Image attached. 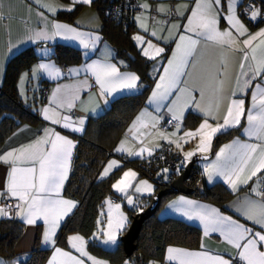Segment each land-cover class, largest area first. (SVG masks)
Instances as JSON below:
<instances>
[{
    "label": "snow or ice",
    "instance_id": "1",
    "mask_svg": "<svg viewBox=\"0 0 264 264\" xmlns=\"http://www.w3.org/2000/svg\"><path fill=\"white\" fill-rule=\"evenodd\" d=\"M261 2L264 4V0ZM34 3L48 13L54 14L60 9L59 5L44 2V0H34ZM92 3L93 0H72V5L66 10L72 11L78 4L91 5ZM223 3L227 5V14L222 11ZM223 3L222 0H196L195 6L187 18V24L184 25V32L179 33L175 49L168 59L167 65L163 66V74L159 76V80L155 84L149 104L155 105L157 112L161 108H166L172 114L168 123L175 122L178 131L181 127L180 122L184 115V109L190 104L199 109L205 119L195 131H185L180 139L198 137L199 143L196 151L201 153L209 151L212 140L218 133L230 127L240 126L242 118L246 119L247 127L244 128V132L249 138L254 137L258 143L234 139L231 143L223 145L215 154L216 160L205 165V172L209 181L215 175L222 176L233 192L238 191L241 185H249L250 181L253 182L250 194L235 202V210L247 221L258 226L259 230L248 227L231 216L224 215L218 208L179 197L178 201H174L172 205L177 212L183 213L190 219H199L204 225L205 236L210 232H219L227 244L236 250L230 258H225V254L219 252L213 254L205 249L203 244H201V250L198 251L169 246L166 250V260L169 262L178 261L179 264H264V179L253 180L258 176L264 177V40L253 45L258 37H264V28H260L254 34L250 33L237 15L240 0H223ZM141 7L147 9L149 5L145 3ZM158 11L164 12L165 8L160 6ZM177 11H179V6ZM244 14L250 21H257L258 18H264V8H257L255 4H249ZM37 15L41 18L44 26L34 30L32 36L29 37L30 40L47 41L60 37L78 41L85 49L95 48L96 43L100 40V37L94 33L80 31L77 27L57 22L54 19L48 21L44 11H38ZM4 18L6 17L0 13V19ZM139 19L140 17H137V20ZM220 19H224L228 24V28L222 31L218 27ZM49 23L51 31H49ZM140 27L145 31L148 30L146 24L142 23ZM172 27L178 28L179 26L173 25ZM169 32L171 36V30ZM151 35L156 37L157 32L153 30ZM170 36L162 37V39H169ZM245 36L247 38L241 40ZM133 39L141 46L142 55L149 59L154 60L165 52V48L158 47L151 40L146 41L140 35H135ZM202 41L212 42L223 49L238 51L240 53V72L237 75V90L241 94L251 90V106L249 108H245L244 99H231L223 115V123L215 125L210 123L208 118L212 117L213 107L219 109L218 99L223 94L224 81L217 79L215 82L214 94L217 96V102L203 108L196 101L194 95L197 89L187 87V80L183 79L190 75L189 69L196 66L197 56L200 53L199 46ZM234 45L242 46L233 48ZM110 57L111 51H107L103 61L94 60L79 68H71L69 72L77 75L82 71L91 73L95 77L96 84L99 85L101 95L110 96L117 91L138 88L140 77L134 72H120L116 64L109 62ZM226 67V57L222 56L220 68ZM32 72L33 74L45 72L49 76L61 74L60 69L50 63H39L32 69ZM222 75L224 73L219 69L215 73L217 78ZM241 78H243L242 84ZM82 83L87 84V80ZM78 92L79 86H58L50 98L56 106L44 107L42 109L43 118L54 125L69 129L71 132H83L85 118L73 120L71 116L62 115L57 110L58 108L72 109L78 98ZM199 94L203 99L204 90L202 88L199 89ZM236 94L237 91L231 93L233 97ZM161 119V116L153 115L144 109L133 120L128 131L139 140L140 135H151L150 131L138 135L140 128L155 129ZM157 134L162 139H168V136L163 132ZM169 142L175 143L177 148H181L179 140H170ZM140 143L143 144V140H140ZM126 145L127 138L122 139L115 151L135 156L147 152L151 156L154 147H159V145L144 146L139 151H132ZM74 147V142L67 136L61 135L54 128L46 127L43 129L42 135L28 144L0 153V163L9 166L3 187L0 188V199L16 201L15 204H0V217L12 218L15 215L28 225H36L42 221L45 226L42 243L45 245H56L57 230L61 227L64 218L77 205L76 201L61 196L68 177ZM193 155H195L193 151L185 153V161L190 160ZM181 166H183V162L177 167V171ZM119 167V161L110 160L104 167L101 178L108 176L113 169ZM162 171L166 173L168 169ZM137 176V172L128 169L112 185L116 192L125 196L129 205L134 206L133 197L128 195L130 188L135 187L136 193H151L153 191L152 185L147 180H139L133 185L132 182L137 179ZM105 203L109 206L107 230L98 229L97 234L94 235L103 233L105 237L103 243L116 245L118 243L117 233L125 228L127 217L119 211L120 204H113L110 198L106 199ZM113 208L116 210L115 220L112 214ZM99 223L100 221H98ZM68 242L79 255H74L72 251H65L60 247H54L53 254L47 264H86L84 258L91 261V264H108L107 261L92 256L86 250L85 246L88 241L83 236L79 234L69 236ZM0 264H5V261L0 259ZM13 264H17V262H13ZM125 264H130V261H125ZM149 264H155V262L150 261Z\"/></svg>",
    "mask_w": 264,
    "mask_h": 264
},
{
    "label": "crops",
    "instance_id": "2",
    "mask_svg": "<svg viewBox=\"0 0 264 264\" xmlns=\"http://www.w3.org/2000/svg\"><path fill=\"white\" fill-rule=\"evenodd\" d=\"M139 1L141 4L147 3L149 7L147 9L143 8L141 12H138L134 16V30L132 32V40L136 48L142 54L141 46H139L138 42L133 39L135 35H140L144 37L146 41L151 40L152 43L157 45L158 47L165 48V52L162 53L159 57H157L154 60L149 59L148 57L144 56L148 60H153V63L150 66V73L154 77L153 84L147 94L145 105H143L137 111V113L133 116V118L126 125V127L118 133L114 144H112L111 146L113 155H111L107 159V161L104 163L103 167L101 168L99 172L100 174L99 176L101 177V173L104 167L107 165V163L110 160L119 161L120 166H121L122 164L121 158L118 157L116 154L125 156L126 158H131V159H144V158L149 157L147 152L143 153L140 156H135V155H128L126 152L115 151V149L119 146L120 141L125 138H127L126 147H130L132 151H139V149L144 146L153 147L154 145H159V147H154V150H153L154 152L158 150L163 144H166L171 148V150L175 154L179 156V158H181L180 159L181 163L182 162L184 163L185 161L184 154L189 151L195 152V155H193L192 158L196 155L211 154L210 157L203 159V160H199L197 163L198 167L202 170L203 175H202V179L197 182L196 186L200 191H202L205 185H211L215 182H220L223 185H225L227 189L233 194L232 197L226 203H224L223 206L218 205L215 202L207 201L204 199H200L198 197H194L189 194H182V193H178L177 195L167 200L161 207L159 216L177 218L184 222L197 226L200 230L199 244L197 247L167 245L161 258L149 260L147 264H149L150 261L155 262V264H179L178 261L169 262L166 260V250L169 246L188 249L191 251H198V250H201V244H203L205 246V249L211 251L213 254H216L219 252L221 254H225V258H230L231 255L235 254L236 250L231 245L227 244V242L224 240L223 236L219 232H210L207 236H205L204 235V225L199 219H190L184 216L183 213L177 212L172 205L174 201H178L179 197H185L188 200H194L200 204L209 205L211 207L218 208L224 215L231 216L233 219L238 220L241 223H245L248 227H253L255 228V230H259L258 226L253 225L251 221H247L243 216H241L235 210L236 208L235 202L238 199L242 200L246 195L250 194V187L252 186L253 182L250 181L249 185H241L238 191L233 192L230 186L226 183L225 179L222 176L215 175L213 176V179L209 181L207 173L205 172V165H209L213 161L216 160L215 154L216 152L219 151V149L223 145L231 143L234 139H239L241 141H246L249 143H258V141L254 137L249 138L245 134L244 128L247 127V121L246 119L242 118L241 123L242 122L243 123L241 126L240 135H235L231 137L230 139H228L227 141L219 144L218 147L214 151H213L212 145L209 151L206 153H201V152L196 151L197 145L199 143L198 137L196 138L185 137L182 140L180 139L181 137H183V134L185 131H189V130L195 131L205 119V116L200 112V110L191 104L187 108L184 109V115H183L182 121L180 122L181 127L179 131L176 129L175 126L167 130L160 129L158 127L159 124L157 125L155 129L146 130V129L140 128L138 131V135L140 133H145L148 131L151 132V135H140L139 140L136 139L132 135V133L128 131L130 126L132 125L133 120L144 109H147L148 112L152 113L153 115L161 116L162 119L159 121V123L162 120L172 117V114L169 113L166 108H161L159 112H157L156 106L149 104V98L155 87L156 82L159 80V76L163 74V66L167 65V61L171 57L172 52L175 49L176 41L178 40L179 33L184 32V25L187 24V18L191 14V9L195 6V2H196V0H139ZM242 1L243 0H240V3ZM44 2L55 3L56 5L60 6V9L56 13L53 14V13H48L43 8H40L36 3H34V0H0V13H2L4 17H6L4 19H0V84L2 83L3 78H4L5 67H6L8 59L14 54H16L17 52H19L20 50H22L23 48L27 46H31V45L35 46V51L39 56H41V59L35 62L31 66L30 75L31 74L34 75L32 72V69L39 63L54 64L57 68L60 69V72H61V74L57 76H49L45 72H37L35 74L36 78H39L41 81L39 86L47 85L48 87L45 101L43 103H40L37 106L38 108L37 111L40 117V121L35 124H23L20 127H18L15 131H13L6 138L2 147L0 148V153H3L4 151H7L10 148H15L20 145L28 144L29 142L35 140L38 136L42 135L43 129L46 127L54 128L57 132H60L61 135L67 136L69 139H71L74 142L76 146V140L74 139L73 136L81 135L83 132L74 133V132H71L69 129H65L61 127L60 125H54L50 121L45 120L42 115V109L44 107H48V106L55 107L56 106L55 102L52 101L50 98L52 97L53 92L56 90V88L60 85L68 86V87L79 86L78 98L74 102V107L70 109L73 111L74 116H71L68 113L69 112L68 109L58 108L57 110L60 111L62 115L71 116L73 120H76L78 118H85L84 129H85V125L88 119L95 118L103 114L104 112H106V110L108 109L110 105L111 100L121 95L137 93L140 90V81H139L138 82L139 87L136 89L117 91L116 93L110 96L101 95L99 85L96 84L95 77L91 73H85L82 71L77 75L75 73L68 72L67 75H64L60 68V64L56 63L53 59L50 58V55L53 52V44L55 43H63V44L71 45L79 49L83 57L85 58V60L81 61L78 64L68 65L69 69L79 68L82 65L86 63H91L94 60L103 61L105 53L107 51H111V57L109 59V62L116 64L120 72L122 73L123 72L136 73V72L126 69L125 68L126 62L122 58L115 57V51H114L113 46L108 41V39L104 37L101 31L102 19L99 13L97 12V10L94 8V6L87 5V4H78V10L76 8L77 6L76 5L72 11H68L66 9L67 7H70L72 5V0H44ZM160 6H163L165 8L164 12L158 11V8ZM178 6H179V11H177ZM170 9L173 11V16L169 20V22H165L164 21L165 16L169 12ZM75 10H77V13L75 15L73 22H69V21H65V20L57 18L58 14L60 13H70ZM38 11H44L45 15L48 17V21H51L54 19L57 22L65 23V24H69L74 27H77L78 30L80 31L94 33L95 35H98L100 37V40L96 43L95 48H89V49H85L82 45L79 44L78 41L66 40L60 37H57L55 39H50L47 41L30 40L29 37L32 36L33 31L44 26V23L41 21V18L37 15ZM222 11L224 12V14H227L226 3L223 4ZM180 13H183V15H180ZM237 15L239 16L240 20L245 24V26L248 28L249 32L252 34L258 32L260 28H264V21L255 26H250L249 24H247V22L238 14V7H237ZM137 17H140V19L137 20ZM142 23L147 25V29H148L147 31H145L144 28L140 27ZM173 25H178L179 27L174 28L172 27ZM48 27H49V31H51L50 23ZM218 27L222 31L228 28V24L224 19H220ZM153 30L157 32L156 37H153L151 35V32ZM169 30H171V36H170ZM169 36H170L169 39H162V37H169ZM246 38L247 36L241 38V40L246 39ZM260 40H264V37H258L257 40L253 42V45L255 46V44L259 43ZM39 42H46L47 46L39 47L37 46V43ZM144 46L146 47V45ZM239 46H242V45H234L233 48H236ZM199 47H200V53L197 56L196 66L195 68L189 69L190 75L188 77H184L183 79L187 80V87L189 88L195 87L197 89L194 95L196 97V101L199 102L201 107L203 108H207L209 105H214L217 102V96L214 94L215 82L217 79L224 81L223 94L218 99L219 109L217 110L215 107H213L212 117L208 118L209 122L212 123L213 125H215L216 123H223V115L225 114L227 110V105L231 99H244L246 109L251 106V90H249L247 93H244V94H241L237 90V75L240 72V68H239L240 53L234 50L223 49L220 46L212 42L202 41ZM222 56L226 57L227 67L221 69L220 61H221ZM246 68H247V65H246ZM218 69L222 71L224 75L217 78L215 76V73ZM25 74L29 76L28 71H25ZM25 74L22 72L20 76L24 78ZM27 77L25 78L27 79ZM85 80H87V84L82 83ZM242 82H243V78H241V84ZM17 87H18V82H17ZM201 88L204 90L203 99H201V96L199 94V89ZM27 90H28V84H26V91ZM233 91H237V94L235 97L231 95ZM36 94H38L37 91L33 92L32 96H31V93H26L25 96L28 97L27 98L28 100L32 101V99H34V96H36ZM92 109H95V111H92ZM190 112L196 114L199 117V119H197L195 124L192 126L185 124V119ZM235 127L237 126L227 128L224 131L231 129V128H235ZM158 132L165 133L168 136V139H162L157 134ZM173 133H175V135H173ZM140 140H143V144L140 143ZM170 140L172 141L179 140L181 144V148H177L175 143H170L169 142ZM212 143H213V140H212ZM74 149L75 147L73 148L72 153H74ZM190 160H188V162ZM71 161H72V157H71ZM8 168H9L8 165L0 163V188L3 187ZM70 169H71V164H70L69 172H70ZM128 169H131V167H126L122 170L120 174L121 177H122L123 172L127 171ZM69 172H68V175H69ZM106 177H103V178H106ZM258 178H261V177L259 176L255 177L253 178V180L255 181ZM63 189L61 191V196L65 199L73 200L69 197H66L63 194ZM2 200L3 199H0V204H2ZM140 209H143L141 204H139V210ZM13 216L20 219L24 223V229H23L22 235L15 241L13 245L15 257L11 259H3L0 257V259H3L5 261V264H13V262H17V264H19L21 261H23L26 258V255L28 254V252L32 250L33 248L35 235H36L38 226L41 227V245L44 248L50 249L49 255L44 264H47L48 259H50V257L52 256L54 247H60L64 249L65 251H72L74 255H79V253H76L75 250L71 248L68 242L69 236L76 235L79 233L69 234L67 236L66 246H61L57 243L55 246L45 245L42 243V233L45 227L42 221H39L36 225H28L20 217H17L15 215ZM2 218L4 217H0V219ZM121 232L122 230L118 232L117 234H120ZM104 239L105 237L99 239L97 241L98 244H100L102 247L106 249H112L116 247L117 244L112 245V244L103 243ZM85 240L88 241L89 238L88 239L85 238ZM85 247H86V250L92 256H95L98 259L107 261L108 264H122V262L114 263L109 258L95 252L94 250L89 249L87 244ZM225 250L227 251L225 252ZM84 259H85L86 264H91V261H88L87 258H84Z\"/></svg>",
    "mask_w": 264,
    "mask_h": 264
},
{
    "label": "trees",
    "instance_id": "3",
    "mask_svg": "<svg viewBox=\"0 0 264 264\" xmlns=\"http://www.w3.org/2000/svg\"><path fill=\"white\" fill-rule=\"evenodd\" d=\"M245 1L257 2L260 8H264L261 0H243L238 6L240 16L250 26L263 22L264 19L250 21L248 16L239 11V7ZM91 5L94 6L101 16V31L113 46L115 57L122 58L126 62L125 68L135 71L140 77V90L137 93L121 95L111 100L106 112L95 118L88 119L83 133L73 136L76 140V146L63 194L75 200L77 205L73 212L62 222L55 239L57 244L66 246L67 236L71 233H79L85 238H89L87 243L89 249L109 258L114 263L137 259L139 256L143 263L147 264L149 260L161 258L167 245L197 247L200 239V230L197 226L180 219L159 216L163 204L178 194L174 190H168L161 196L156 211L144 220L139 235L135 240L136 249L131 256H125L122 249L121 236L126 232L136 212L133 208H129L126 205H123V207L129 215V222L120 233L116 247L106 249L94 239H90L97 226V218L104 199L113 193L111 183L121 174L124 168L134 167L139 172V177H147L154 184L153 193L142 197L140 204L143 208L148 206L153 194L169 188L173 179L169 173L157 172L156 169L141 168L139 163L146 158L131 159L118 154L116 155L121 158V166L106 178L98 177L104 163L113 155L111 146L114 144L118 133L126 127L137 111L145 105L154 77L150 73V66L153 60L146 59L132 40L134 16L126 14L124 20L114 21L109 17L108 13L110 0H93ZM76 8L78 10V5ZM77 10L70 13H60L57 18L73 22ZM50 58L58 64L64 63L66 65L78 64L85 60L79 49L63 43L53 44V52ZM40 59L41 56L36 53L35 46L31 45L23 48L7 61L4 78L0 84V148L6 138L18 127L23 124H35L40 121L37 106L45 101L42 89L47 87V85L39 86L38 94L28 103L21 99L17 87L21 73L29 71L31 66ZM197 119L199 117L190 112L185 119V124L192 126ZM242 123L240 126L218 133L213 138V151L219 144L235 135H240ZM183 167L184 165L180 169L182 170ZM202 175V170L197 164L192 167L185 181V185L191 189L189 195L223 206L233 194L220 182L205 185L203 190L200 191L196 185L202 179ZM23 229L24 223L14 216L0 219L1 258L11 259L15 257L13 245L22 235ZM49 252L50 249L41 245V227L38 226L33 248L19 264H44Z\"/></svg>",
    "mask_w": 264,
    "mask_h": 264
},
{
    "label": "built area",
    "instance_id": "4",
    "mask_svg": "<svg viewBox=\"0 0 264 264\" xmlns=\"http://www.w3.org/2000/svg\"><path fill=\"white\" fill-rule=\"evenodd\" d=\"M249 4H255L257 8H260L257 2L245 1L239 7V11L241 13H245V10L248 8ZM141 3L139 0H110V7L108 10L109 17L114 21H121L124 20V16L128 14L129 16H135L138 12L142 11ZM154 15V14H153ZM245 15V14H244ZM173 16V11H169L168 15L165 17V21L169 22V20ZM247 16V15H246ZM264 19V18H258ZM125 22V21H123ZM60 68L64 75H67L69 72V66L61 63ZM48 87H44L42 89V95L46 97ZM71 116H74L72 110L68 112ZM172 117H169L165 120H162L158 127L163 130L171 129L175 126V122L168 123V121ZM181 164V160L177 154H175L171 148L163 144L158 150L154 151L151 156L147 157L145 160L139 163V166L143 169H156L157 172L162 171L163 169H168V173L175 178L180 172L181 169L177 171V167ZM264 179V177H261ZM110 199L113 203L118 201L117 197L111 196ZM15 200H2V204H15ZM142 206V205H141ZM130 261V264H144L141 260V257H137V259L125 260ZM125 261L122 264H125Z\"/></svg>",
    "mask_w": 264,
    "mask_h": 264
},
{
    "label": "rangeland",
    "instance_id": "5",
    "mask_svg": "<svg viewBox=\"0 0 264 264\" xmlns=\"http://www.w3.org/2000/svg\"><path fill=\"white\" fill-rule=\"evenodd\" d=\"M169 11H171V9L169 10ZM238 14H239V12H238ZM168 15V13L166 14V16ZM240 15V14H239ZM165 16V17H166ZM164 21H165V19H164ZM166 22V21H165ZM24 74H25V72H23ZM28 74H29V76L27 77V76H25V77H27V79L25 78V80H24V78H22L21 76L19 77V79H18V92H19V95H20V97H21V99L25 102V103H28L29 101H31V100H28L27 98L28 97H26L25 95H26V93H31V96L33 95V92H38V86L40 85V83H41V81H40V79L39 78H36V75L34 74V75H30V70L28 71ZM26 84H28V90L26 91ZM38 96V95H37ZM185 157V156H184ZM188 163V161H184V163H183V165H185V164H187ZM131 169L132 170H134L135 172H137L138 173V176H137V179L135 180V181H133L132 183H133V185H135L136 183H138V181L139 180H147L151 185H152V187H153V191H154V184H153V182L151 181V180H149L147 177H139V172L134 168V167H131ZM101 170V169H100ZM112 171H114V169L112 170ZM111 171V172H112ZM100 172V171H99ZM111 172H110V174H111ZM160 172V171H159ZM109 174V175H110ZM166 174H168V172H166ZM165 174V175H166ZM100 174H98V177L99 178H101L100 176H99ZM120 177H121V175H118L113 181H112V183H111V189H112V191H113V193H112V195L111 196H115V197H117V199H118V201L116 202V203H113V204H120L121 205V208H120V210L119 211H121V212H123L124 213V215L127 217V221L129 222V215H128V213H127V211L124 209V207H123V205H126L127 207H129V208H133L134 209V211L136 212V213H138V212H140L141 211V209L139 210V204L142 202V197L143 196H147V195H149L150 193H147V192H145V193H136L135 192V187H133V188H130L129 190H128V195H131L132 197H133V200H134V202H135V206L134 205H129L128 203H127V200H126V198H125V196L123 195V194H121V193H118V192H116L113 188H112V185L118 180V179H120ZM153 191L151 192V194L153 193ZM116 193V194H115ZM111 196H107V197H105V199H104V202H103V205H102V208L100 209V214L98 215V218H97V226H96V228H95V230H94V232H93V234H92V236L90 237V239H95V241L97 242L99 239H101V238H104V236H103V233H99L98 235H94V234H97V232H98V229H104V230H107V217H108V213H109V206L105 203V201H106V199H108V198H110ZM103 213V214H102ZM112 214H113V218H114V220H115V217H116V210H115V208H113L112 209ZM98 221H100V223L98 224ZM101 221H103L102 223H101ZM128 222H127V224H128ZM119 235L120 234H117V236L119 237ZM98 243V242H97Z\"/></svg>",
    "mask_w": 264,
    "mask_h": 264
},
{
    "label": "water",
    "instance_id": "6",
    "mask_svg": "<svg viewBox=\"0 0 264 264\" xmlns=\"http://www.w3.org/2000/svg\"><path fill=\"white\" fill-rule=\"evenodd\" d=\"M37 46H47V43L39 42L37 43ZM210 156L211 154L194 156L187 164L184 165L181 172L172 179L169 188L153 194L148 206L133 216L126 232L121 236L122 249L126 257L131 256L135 251V240L139 235L142 224L146 218L150 217L156 211L161 196L168 190H174L175 192L182 194H190L191 189L185 185V181L187 180L192 167L195 166L199 160L206 159Z\"/></svg>",
    "mask_w": 264,
    "mask_h": 264
}]
</instances>
